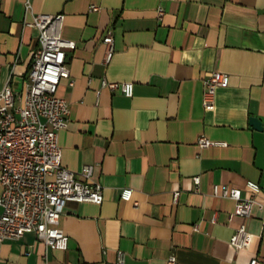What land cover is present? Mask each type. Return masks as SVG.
Segmentation results:
<instances>
[{"label": "crops", "instance_id": "obj_1", "mask_svg": "<svg viewBox=\"0 0 264 264\" xmlns=\"http://www.w3.org/2000/svg\"><path fill=\"white\" fill-rule=\"evenodd\" d=\"M24 1L0 0V88L10 84L16 105L38 46V30L23 26ZM31 1L35 11L63 13L62 36L76 43L65 49L69 76L57 87L70 109L58 132L61 161L76 171L92 164L104 198L65 203L66 249L25 233L0 241V264H116L118 251L125 264L264 262V0ZM212 70L229 79L206 104ZM104 79L132 82L133 95ZM200 136L219 143L200 147ZM248 180L260 185L245 221L253 236L237 250L230 238L243 219L222 191L249 196ZM124 187L133 190L129 200Z\"/></svg>", "mask_w": 264, "mask_h": 264}, {"label": "built area", "instance_id": "obj_2", "mask_svg": "<svg viewBox=\"0 0 264 264\" xmlns=\"http://www.w3.org/2000/svg\"><path fill=\"white\" fill-rule=\"evenodd\" d=\"M24 8L23 26L38 30V46L28 71L24 102L16 105L19 94L8 82L0 88V241L34 233L47 247L64 250L69 237L59 223L65 203L101 204L103 186L93 178L92 164H85L76 171L61 161L58 132L66 126L70 109L67 100L57 94V87L62 77L69 76L65 49L76 45L74 40L62 36L64 14L35 11L31 0L24 1ZM91 9L98 10L99 6L92 4ZM157 14L162 18L163 7L158 8ZM102 41L106 47L105 60L109 61L115 51L114 38L107 33ZM228 79L225 72H207L204 79L206 104L214 101L216 88L226 85ZM103 83L111 89H120L127 96L133 95L134 84L130 81L104 79ZM197 142L200 147L219 143L205 136H200ZM193 181L198 189L199 175L194 176ZM246 187L251 191L249 196H243L239 187L225 185L222 191L223 195L234 199L233 212L243 219L230 238L237 250L246 249L252 240L245 221L252 216L254 194L260 191L259 183L253 180H248ZM217 190L214 185V193ZM132 192L131 187H124L121 198L131 199ZM178 194L176 191L175 197ZM175 263L174 257L168 259V264ZM116 264H125L123 251H118ZM249 264L264 262L255 255Z\"/></svg>", "mask_w": 264, "mask_h": 264}, {"label": "water", "instance_id": "obj_3", "mask_svg": "<svg viewBox=\"0 0 264 264\" xmlns=\"http://www.w3.org/2000/svg\"><path fill=\"white\" fill-rule=\"evenodd\" d=\"M251 122L255 125V127L259 128V129L262 128V123L257 117H255V116L251 117Z\"/></svg>", "mask_w": 264, "mask_h": 264}]
</instances>
